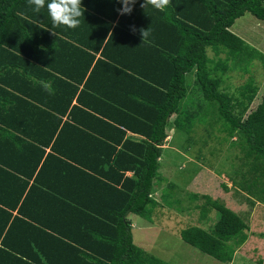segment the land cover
I'll return each mask as SVG.
<instances>
[{
    "label": "trees",
    "instance_id": "16d2710c",
    "mask_svg": "<svg viewBox=\"0 0 264 264\" xmlns=\"http://www.w3.org/2000/svg\"><path fill=\"white\" fill-rule=\"evenodd\" d=\"M143 3L120 15L118 0H82L72 29L53 26L46 5L0 0V264H167L135 245L130 218L151 222L159 207L167 129L189 79L207 104L193 113L214 106L228 140L241 138L247 177L237 185L264 204V98L251 110L258 88L223 89L243 55L231 28L246 13L264 22V0ZM164 194L172 208L175 195ZM190 196L204 200L200 222L218 221L182 240L231 264L249 225L208 195Z\"/></svg>",
    "mask_w": 264,
    "mask_h": 264
},
{
    "label": "rangeland",
    "instance_id": "374dc122",
    "mask_svg": "<svg viewBox=\"0 0 264 264\" xmlns=\"http://www.w3.org/2000/svg\"><path fill=\"white\" fill-rule=\"evenodd\" d=\"M231 32L244 41L243 55L237 59L239 61L229 62L231 69H234V71L224 77L223 89L236 97L239 96V88H242L243 85L241 91L246 89L247 84L258 88L256 100L251 107V110H254L264 98V58L262 57V55L264 56V22L246 13L245 16L236 21ZM208 54L211 59L215 58L211 50L208 51ZM226 57L225 54L221 56L223 59H226ZM191 78L194 80L193 77ZM189 84V93L184 101L183 116H181V118L184 117L180 123L182 127H173L177 129V133L171 136L167 144L183 152L184 157L180 156L179 165L182 169L181 166L184 163V169L189 176L192 175V168L215 167L214 163L217 162L219 171H224L232 160V152H228L231 144L223 131V122L216 119L213 113L214 106H210L208 112L203 116L198 115L197 117V113H193V111L199 113L198 106L201 107V110L206 109L207 104L204 103L198 87L191 82V79H189ZM172 152H175V149ZM172 152L169 151L168 153ZM236 155L233 154L234 160ZM178 156L175 154L170 157V164L175 166L179 161ZM256 163L259 170L264 169L259 166L258 162ZM180 174V171L176 170L173 176L175 182L171 181V183L178 185L177 181H180ZM242 176L246 180L247 174ZM196 182L197 184L193 185L192 182L186 183V180L184 182L181 180L179 183L182 184H179L177 189L170 188L167 183H164V185L159 184L155 193V199L159 203V207L156 208L152 221L148 222L134 215L130 218L133 224L135 245L167 264H223L184 243L181 238L182 231L189 227L199 226L211 232L218 221V214L216 213L211 214L208 223L199 221L201 210L197 209V206L202 205L204 200H194L190 195L201 194L200 196H202L208 185L207 183L205 185L201 179ZM260 185L264 186L262 182ZM257 188L254 186V190ZM164 191L176 195V198L171 201L173 203L172 208H169L163 200L161 194ZM248 196L247 204L252 198V195L248 194ZM253 203L256 204L254 200ZM237 207L235 213L249 227L252 223V233H250L245 245L236 250L231 264H264V214L255 215L252 222L250 211L252 207L248 206L247 209H243L240 204ZM179 209L180 211H176Z\"/></svg>",
    "mask_w": 264,
    "mask_h": 264
},
{
    "label": "crops",
    "instance_id": "0c3cea01",
    "mask_svg": "<svg viewBox=\"0 0 264 264\" xmlns=\"http://www.w3.org/2000/svg\"><path fill=\"white\" fill-rule=\"evenodd\" d=\"M183 107H184V104H183ZM183 109L179 115H174L170 119V127L167 129L168 138H167V142L165 146L163 147V154L160 159L159 172L163 178V181L161 182V184L164 185V183H167V185L169 184V187L172 188V185H175V184L171 183V181L175 182V180H173V176L176 170L180 171L181 174L179 178H180V181L182 180V182L186 180V183L192 182L193 185H196L197 184L196 181L201 179V181L205 185L206 183L208 185L207 190L203 192L204 193L203 195H208L213 200H216V201L218 200L220 202H223L227 208L233 210L234 212L238 208L237 205L239 204L240 206H242L243 209H247L248 206H251L252 207L250 209L251 220L253 222L255 215H258L259 213L264 214V204L253 199L256 202V204H254L252 198L250 202L247 204V198L249 196L239 188L240 187L239 184L237 185V182H241L242 177H243L242 175L247 173V167L245 168L244 171H242L241 169V166L243 165L245 160H243L244 156L238 144V142L241 143L240 137L239 138L234 137V139L230 141L231 147L229 148L228 152H232L231 154L232 160L229 166L224 171H219V167L217 164L218 162L214 163L215 167L207 166L202 169L192 168L193 172L191 176H189L188 172L184 169L185 168L184 163L181 166L182 169H180V165H179L181 161L180 156L184 157V154L181 150L177 148H172L167 143H168V140H170L171 136L177 133V129H174V128L179 127L180 123L182 122L181 120L184 118V117L181 118V116H183ZM174 126H177V127H174ZM181 127L182 126H180V128ZM128 135L137 137L131 133H128ZM174 149H175V152H172V150ZM169 151H171L172 153H168ZM174 153L179 155L178 156L179 161L177 162L175 166L170 164V160H171L170 157L174 156L175 155ZM233 154H237L235 160L233 158ZM127 175L131 176V174H127ZM180 181H177L178 185H175V187H173L174 189H177L179 187V184H182V183H179ZM166 192L169 194L175 195L172 192H168V191ZM166 192L165 191L162 192L161 195L164 196L165 195L164 193ZM199 193H202V192H199ZM251 227H252V223H251ZM251 227H250V231H252Z\"/></svg>",
    "mask_w": 264,
    "mask_h": 264
},
{
    "label": "clouds",
    "instance_id": "9594fccd",
    "mask_svg": "<svg viewBox=\"0 0 264 264\" xmlns=\"http://www.w3.org/2000/svg\"><path fill=\"white\" fill-rule=\"evenodd\" d=\"M122 5L121 8L117 9L120 15H130L133 11V6L137 0H118ZM30 6L33 7L35 12H40L46 5L49 16L53 22V26H66L67 28H76L80 24V18L84 17L85 9L82 7V0H28ZM169 4V0H144L141 5L142 8L146 9L149 5L155 7L156 9H163ZM83 9V11H82ZM132 31L135 32L136 29L133 26ZM150 28L147 30L141 28L139 30L143 42L149 36ZM55 35V33H53ZM112 37V33L108 34L106 40ZM105 40V41H106ZM142 42V43H143ZM49 87V85H45Z\"/></svg>",
    "mask_w": 264,
    "mask_h": 264
}]
</instances>
